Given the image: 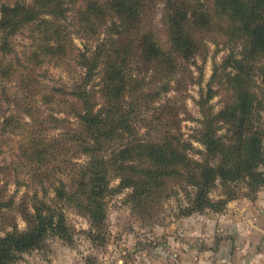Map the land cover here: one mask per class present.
<instances>
[{
	"label": "trees",
	"instance_id": "trees-1",
	"mask_svg": "<svg viewBox=\"0 0 264 264\" xmlns=\"http://www.w3.org/2000/svg\"><path fill=\"white\" fill-rule=\"evenodd\" d=\"M212 2L0 0V152L17 137L15 164L32 172L36 186L19 205L0 189V226L15 208L26 222L24 231L12 225L0 234V264L42 250L50 237L72 240L64 203L90 219L97 229L91 239H101L111 176L149 220L173 198L179 215L189 217L221 213L264 189V0ZM26 30L32 43L19 56L12 38ZM214 32L229 52L201 89L202 120L186 134L183 100L163 99L195 82L191 68ZM48 62H65L62 86L43 84L39 70ZM216 95L225 100L217 112L210 106ZM63 122L72 129L50 135ZM68 152L69 170L60 160ZM9 166L0 165V175Z\"/></svg>",
	"mask_w": 264,
	"mask_h": 264
},
{
	"label": "rangeland",
	"instance_id": "rangeland-1",
	"mask_svg": "<svg viewBox=\"0 0 264 264\" xmlns=\"http://www.w3.org/2000/svg\"><path fill=\"white\" fill-rule=\"evenodd\" d=\"M156 1L160 3L162 0ZM203 1L207 4V7L213 6L212 0ZM159 7L160 5L153 12L155 25L160 23L162 6ZM1 37L0 32V40ZM30 37L26 30L12 38L16 54L23 56L29 52L32 43ZM205 37L208 39L205 42V48L201 51L202 54H199L196 58L198 66L191 68L195 76V82L193 84L189 83L187 90H183L184 88L179 91L173 89L163 99V102L167 99L173 101L183 100L184 107L188 111L186 115L185 113L182 114V118L185 120L182 126L186 134H189L192 128L199 125L198 121L202 120L201 112L203 110L198 105L201 100V89L206 90L214 73V67L220 65L229 52L223 43L224 37L220 33L214 32L211 35H205ZM73 39L79 49H84L85 40L78 35H74ZM64 65L65 62L62 65L45 63L39 70L43 84L48 87L62 86L67 77V67ZM11 85H15V83L8 85L9 89L15 90ZM224 101L223 95H216L210 102V106L216 112L220 111L223 108ZM57 115L59 118L69 117L64 114ZM24 117L26 120L25 115ZM71 117L69 121L73 122ZM61 127H64L67 131L72 129V125L63 122L62 126L59 125L57 129L51 130L50 135L55 136V134L60 133ZM71 145V142L68 141L65 144L66 149H69ZM0 153V165H10L0 175V189L5 192L7 199H13L19 205L23 198L28 199V193L29 195L34 193V187L36 186L32 185L31 182L32 172L26 174L27 170L23 169L21 163L15 164L19 162L17 137L10 136L7 142L4 141ZM60 160L65 161L64 167H68L69 170L73 163V152H68L66 157L61 156ZM15 168H18V170L23 169L24 172L17 174L18 171L15 173ZM109 179L110 187L114 190L107 195L105 200L106 219L102 225L101 239H91L89 232L97 229L93 227L90 219L75 209L73 204L67 205V203H64L60 206L65 214L67 229L72 235V240H65L57 236L50 237L42 250L25 252L17 258L14 264H183V252L186 251L188 245L189 218L197 219L198 217L211 215L215 217L222 216L227 213L230 203L221 213L208 211L196 213L189 217H181L177 211L178 201L173 198L165 202L162 212H159L155 219H142L129 203L131 190H118L119 179L116 176H111ZM67 183L69 184V181ZM19 184L21 185L18 186ZM218 193L219 189H216L212 196L217 198ZM253 197V194H246L241 195L236 200L247 199L253 202L257 199V196L255 199H252ZM49 198H53L52 192H50ZM3 214L0 226L1 236L7 230H11L12 225H17L22 231L25 230L26 222L20 208H15L13 211L4 212Z\"/></svg>",
	"mask_w": 264,
	"mask_h": 264
},
{
	"label": "crops",
	"instance_id": "crops-1",
	"mask_svg": "<svg viewBox=\"0 0 264 264\" xmlns=\"http://www.w3.org/2000/svg\"><path fill=\"white\" fill-rule=\"evenodd\" d=\"M226 214L190 219L183 264H264V189Z\"/></svg>",
	"mask_w": 264,
	"mask_h": 264
}]
</instances>
